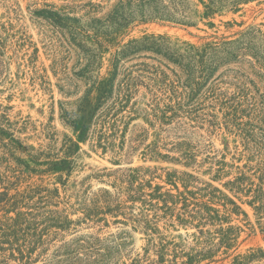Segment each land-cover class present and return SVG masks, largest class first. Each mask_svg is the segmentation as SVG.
<instances>
[{"label": "trees", "instance_id": "1", "mask_svg": "<svg viewBox=\"0 0 264 264\" xmlns=\"http://www.w3.org/2000/svg\"><path fill=\"white\" fill-rule=\"evenodd\" d=\"M261 0H199L205 6L204 16L214 17L222 7L239 9L241 5ZM195 0H120L105 18L92 17L94 5L85 14L72 20L73 30H80L83 35L89 30L94 32L91 38H95L99 45V53L89 52L86 58L85 73L90 74L97 64V59L108 48L117 46L116 53L111 60L112 70L106 75H98L92 79L91 87L85 95L80 97L74 108L62 107L61 118L65 124L73 128L75 139L68 137L64 144L67 158L39 161V157L31 155L33 162L45 169H36L27 162L18 159L20 166L13 169L14 173L47 174L66 172L73 170L75 160L69 159L80 151V142L96 140V146L126 155L134 153L141 145L148 141L150 131L140 129V133H133L127 138L131 121L144 112L145 119L152 127L160 125L159 130H165L181 114L195 116L197 106L188 105L185 102L187 95L180 92L173 83L164 81L163 91L171 92L167 95L168 102L158 96L152 99L146 108L138 106V100H134L138 89L137 79L131 73H122L124 77L119 81L122 61L138 53L141 50L162 53L169 59L182 66L186 78V86L192 87L193 97L197 98L196 88L210 79L211 75L222 65H226L238 59L240 55L252 53L257 69L264 78V49L257 46V41L263 37V33L255 26L248 27L240 32V37L231 39L230 36L210 34L203 48L192 46L185 53H180L172 40L166 34H146L141 38L131 39L122 44L125 36L117 41L122 30H126L132 23L146 24L150 22H165L192 26L189 13L195 8ZM87 7V5L85 6ZM42 16L51 18L58 16V12L39 11ZM70 19V17H67ZM172 25V26H175ZM211 26H215L211 22ZM76 34L77 32L74 31ZM73 34V31H71ZM79 34V33H77ZM107 48V49H105ZM38 51V50H37ZM6 42L0 39V82L7 79ZM34 60V59H33ZM200 73L196 77L195 74ZM41 79L44 83L45 75L35 73L34 79ZM200 78L201 81H197ZM190 84V85H189ZM234 95L226 102L231 109L228 112V122L240 126L237 122L241 110L240 99ZM199 98V97H198ZM190 99V96H189ZM194 99V98H193ZM11 107H3L0 104V142L11 156L26 148L16 132L24 130V126L18 129V122H12L8 110ZM196 118V117H195ZM25 124H28V122ZM26 127V126H25ZM246 139H251L244 128L241 129ZM157 142L146 144L143 152L144 160H165L187 167L182 169H169L159 166H138L120 169V175L113 183L114 190L100 189L91 197H85L80 209L84 217L72 220L68 208L58 209L61 204L55 198L60 196L58 188L50 190L47 187H29L22 192L10 195L7 188L2 193L0 206H10L6 210L3 220H0V264H11L16 261L19 264H32L44 257V264H115L123 255L122 248L126 241L112 243L111 247L105 245L100 236L90 235L87 238L64 243L49 255L52 244L60 236L61 232L68 231L72 225L90 221L95 224L107 220L106 216L117 218L116 223L129 225L132 229L144 232L148 238L144 247V254H138L131 264H254L264 263V248L249 247L240 250L242 242L239 241L244 231L240 225L234 224L241 214L248 219V213L242 208L239 201L247 202L254 211L260 233L264 237V161L253 165L251 163L238 167V173L227 181L231 173H226L227 163L224 160H216L205 173L210 174L211 180H205L195 174V171L203 169L207 160L199 161V148L191 141H172L169 143ZM119 141V143H118ZM263 146L264 143L260 142ZM167 150L163 153L161 150ZM177 152L178 155H172ZM214 158V157H210ZM223 158H225L223 156ZM41 160V159H40ZM121 159H115L120 163ZM191 169V170H189ZM7 178V176L5 177ZM1 177V180L5 179ZM19 178V176H16ZM214 181L222 184L229 193L216 185ZM5 182V181H4ZM45 192L46 194H43ZM39 195V201L31 207L29 200ZM54 205L57 209L46 210L45 205ZM33 210L22 211L23 206ZM16 216H9L11 211ZM120 216L124 217L122 221ZM164 222L163 226L161 223ZM108 225V223H106ZM195 229L192 233L193 243L185 246L182 242L169 240L163 229ZM257 234V228L253 227ZM123 234H128L123 231ZM190 236V235H189ZM155 237L158 239L156 240ZM119 239L124 236L118 237ZM128 254V253H127ZM126 264V263H125Z\"/></svg>", "mask_w": 264, "mask_h": 264}, {"label": "rangeland", "instance_id": "2", "mask_svg": "<svg viewBox=\"0 0 264 264\" xmlns=\"http://www.w3.org/2000/svg\"><path fill=\"white\" fill-rule=\"evenodd\" d=\"M119 1L0 0V39L6 42L7 48L4 57L7 79L0 82V104L3 107H11L8 110L9 117L12 122H18V129L24 126V130L16 132V135L22 139L26 148L11 156L0 142V199L7 188L10 195L29 187L42 186L50 190L58 188L60 196L55 198L56 201L61 202L58 209L68 208L70 218L79 220L84 217V212L80 209L84 198L91 197L100 189L113 191V183L120 175L118 172L120 169L138 166L187 169L184 165L170 161L144 160L143 152L146 151V144L157 142L159 137L163 138L161 143H169L168 149H171L172 141H191L199 148V161L207 160L208 156L214 157H209L202 170L195 171L196 175L205 180L212 181L210 174L205 173V170L214 165L216 160H224L227 163L226 173H231L224 181L237 175L238 167L264 161V145H260V142L264 143V78L253 64L255 59L252 53L240 55L238 59L222 65L208 81L198 87L193 86L197 93L195 98L191 91L192 87L186 86L181 65L162 53L141 50L122 61L119 75V81L124 77L122 73H131V76L137 79L138 92L134 100H138V106L142 109L146 108L155 96L168 102L166 97L171 96V92L163 91V83L166 81L173 83L180 92L184 91L190 96V99L189 96L185 98V103L191 106L196 104L198 109L195 116L181 114V117L165 125V130L160 131V125L152 127L145 119L144 112L140 111V116L129 125L127 138L133 133H140L142 128L148 129L150 136L145 144L130 155H126L123 151L116 156L110 149L105 152L103 148L96 146L94 139L80 142V151L69 157L75 160L70 174L66 172L38 174L26 170V174L22 177L21 174L14 173L13 169L17 165L20 166L19 158L39 170L45 169L46 166L37 165L31 155L38 156L39 161L47 160L45 157H50V160L67 158L64 149V144L68 140L66 136L74 139L76 136L73 128L65 124L61 118L62 107L74 108V103L91 87L92 79L95 80L98 75H106L112 70L111 60L118 48L117 46L108 48L109 50H105L102 56L100 52L94 70L90 74L85 73L87 53L91 51L99 53V45L95 38L89 37L94 35L92 30L85 35L79 29L72 30L71 26L75 23L72 19L82 17L86 10L91 9V5H94L92 17L105 18ZM261 1V3L254 1L241 5L237 10L222 7L214 17L206 18L205 6L199 0H195V8L189 13L194 25L187 27L170 22H165L164 25L160 22L146 24L135 22L128 29L121 31L117 41L125 36L121 44L123 45L131 39L141 38L146 34H166L171 38L173 46L180 53H185L192 46L203 48L204 44L211 40L207 37L214 33L219 37L225 35L236 39L240 37V32L255 26L262 31L264 37V0ZM43 10L56 11L58 16L53 14H49L51 18L42 16L39 11ZM211 22L215 26H211ZM74 31L79 34H75ZM256 43L261 50L264 49V38ZM36 72L45 75V83L39 78L34 79ZM195 76H200V73H196ZM196 80L201 81L200 78ZM234 95H238V99L241 98L239 102L243 112L240 113L237 121L240 126L228 122L227 114L231 109L225 103ZM1 113L3 110L0 111ZM242 128L247 131L251 139H246ZM161 151L168 152L165 149ZM171 154L178 155L177 152ZM117 158L121 159L120 163L115 162ZM216 167L214 165V168ZM1 177L5 179L1 180ZM214 183L226 190L222 184L216 181ZM38 201L39 195L29 200L31 207ZM239 203L249 215L246 219L244 214H241L239 219L234 221V224L240 225L244 230L239 239L242 242L240 250L249 247L264 248V237L260 233L253 209L247 202L239 201ZM44 206L46 210L57 209L51 204ZM9 208L10 206L6 208L0 206V220L4 219L5 209ZM21 210L31 211L33 208L25 205ZM10 216L15 217L16 212L12 210L8 217ZM106 218L107 220L98 224L84 221L72 225L68 231L61 232L52 244L49 255L64 243L87 238L90 235L100 236L106 240L107 247H111L114 241L127 242L122 248L124 254L118 256L120 260L115 264H131L138 254H144L149 236L140 230H133L132 222L125 225L116 223L117 218L114 216L107 215ZM119 219L125 221L122 216ZM163 224L164 222L161 226ZM253 227L257 228L256 235ZM163 230L169 240L182 242L185 246L193 241L191 234L196 232L192 228L171 227ZM123 231H127L128 234H123ZM120 236L124 238L119 239ZM44 262L43 257L32 264H44ZM11 264L19 263L12 261Z\"/></svg>", "mask_w": 264, "mask_h": 264}]
</instances>
